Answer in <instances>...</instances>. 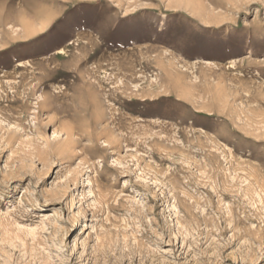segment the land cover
<instances>
[{"label": "rangeland", "instance_id": "obj_1", "mask_svg": "<svg viewBox=\"0 0 264 264\" xmlns=\"http://www.w3.org/2000/svg\"><path fill=\"white\" fill-rule=\"evenodd\" d=\"M0 264H264V0H0Z\"/></svg>", "mask_w": 264, "mask_h": 264}]
</instances>
